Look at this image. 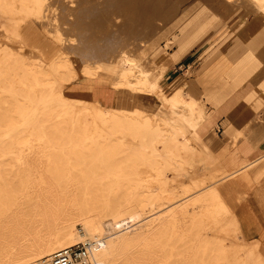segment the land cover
I'll use <instances>...</instances> for the list:
<instances>
[{
  "label": "bare ground",
  "instance_id": "obj_1",
  "mask_svg": "<svg viewBox=\"0 0 264 264\" xmlns=\"http://www.w3.org/2000/svg\"><path fill=\"white\" fill-rule=\"evenodd\" d=\"M87 1L90 12L79 9L83 0H69L64 13L74 18L66 22L101 29L91 4L102 3L105 16L116 15L110 34L65 37L50 0H0V14L15 28L34 17L62 47L46 61L0 46V264H45L78 243L98 264H264L259 240L237 238L218 184L202 187L198 178L212 169L228 179L255 171L264 192V154L229 171L202 134L219 114L247 109L256 115L229 146L264 143L255 131L264 122V59L252 54L264 47V0H226L252 15L229 22L222 41L207 38L203 58L218 65L217 52L245 54L223 71L190 66L166 87V72L204 34L210 0L183 8L184 0H167L171 8L149 11L131 10L127 0L119 11L116 0ZM201 76L213 77L212 89L200 93ZM15 127L22 134L12 147ZM132 159L153 175L135 179Z\"/></svg>",
  "mask_w": 264,
  "mask_h": 264
},
{
  "label": "rangeland",
  "instance_id": "obj_2",
  "mask_svg": "<svg viewBox=\"0 0 264 264\" xmlns=\"http://www.w3.org/2000/svg\"><path fill=\"white\" fill-rule=\"evenodd\" d=\"M127 1L129 3H131L128 6V7H132L131 10H134V9L138 8V10H136V11H140L142 8H145L147 11H149L153 7L171 8L170 4H163V3H170V1H167V0H165V1L164 0H142V1L141 0H127ZM192 1H194V0H184L183 4H181L182 5L181 8L187 7L188 4L191 3ZM83 2L84 3H82V6H80L79 9L80 10L84 9L85 11L87 10L86 12H90L89 11L90 7L88 8V3H87L88 1L87 0H83ZM115 2L117 3L115 5H118L119 3L123 4V2L121 0H119V1L116 0ZM207 2L203 3V5L206 7V14H207L209 20H208V23H207V26H206L207 28H206L204 34H202L201 37H200V40H201V41L199 40L200 44L199 43H195V44H192L191 46H189L185 50L183 56L179 60H177L175 62V64L166 72V74H165V76H164V78L162 80L163 81L162 84L165 87L170 82H172L174 79L184 76L185 73L188 71V67H190V66L194 67V68H199L200 67V70H201V66L203 65V61H204L203 55L205 53V50L209 46L207 38L212 37L214 41H217V40L222 41L225 38V36H224L225 34L224 33L226 31H228L227 29H228V26H229L230 23H235L236 21H238V18H239L240 15L241 16H245L246 13H247V15L245 16L246 18L249 17L250 15H252L251 12H246L245 11L246 7H244V5H241V4L234 5V4H231L230 2H228L226 0H210L211 3L208 2L209 4ZM50 3L52 4V9L56 12L54 17L56 19L60 20V21H58V23L63 26L62 33H63V35L65 37L70 36L71 34L74 35V32H75V34L81 35V37H84V38H86L88 34H90L89 35L90 37L91 36L93 37V35H95V34L101 36L102 34L103 35L110 34L109 33V32H111L110 30H112L113 20H111V19H113V17L115 18L116 15L115 16L111 15V12H110L111 17L113 16L111 19L109 18V16H105V15H107V13L105 12L106 10L105 11L102 10V9H106V8L108 9V6H106L105 4L96 3V6H95V3L91 4V6H92L91 10L94 7L95 11H97L99 13L98 16L100 17L102 15V17H100V18L97 15H96L97 17L95 16L97 19H99V21L96 22L97 25L100 24L101 20L103 21V22L101 21L102 23L100 24V27L102 26L101 29L99 27L97 28V26H94V24L93 25L91 24V26H94L93 27V32L95 31V33H93L92 30H87V29H90L89 28V26H90L89 24H87V27H85L86 25L83 24V23L76 26L75 22H74V24H73V22L70 23V21L66 22V20L68 18H74V16L73 17L72 16H66V14L64 13L65 10H67L66 6H68L69 0H55L54 2H53V0H50ZM110 3H112V1H110ZM84 4H85V6H84ZM122 4H121V7H119V5H118V7L114 6V9L116 8V10L119 11L122 8ZM62 5L64 7H62ZM100 5L101 6L105 5L106 8L105 7L100 8L99 7ZM210 5H212V7ZM110 6H111V4H110ZM96 7H98V10L100 9V11H98ZM111 7H109V9L112 10L113 6H111ZM117 8H119V9H117ZM101 10L105 14L100 13ZM170 13H171L170 11H167L168 18H169ZM87 15L84 16V17L83 16L82 17L78 16V17L83 18L86 21H88L87 20L88 19ZM15 16L17 17V15H15ZM88 16H90V15H88ZM118 16L121 17V15H118ZM118 16L116 18V21H117V19L120 20L122 18V17L118 18ZM95 17L92 16V18H95ZM89 18H91V17H89ZM102 18L103 19L105 18L104 20L107 19L106 20L107 22L104 21ZM110 20L112 21V23H111ZM109 21H110V23H109ZM14 22H15L14 19H9L8 17H5L2 13L0 14V46L1 45L8 46V47H10V48H12V49H14L16 51H19L20 49H22V51L25 52V54L39 55L41 57L43 56L46 61L51 60L54 55H56V54H58V53H60L62 51V47H61V44H60L59 40L57 38H55L54 36H52V34H49L47 32V30H45L42 27V25L40 23H38L34 19V17H29L25 22H23L22 24H20L16 28L14 26ZM104 23H106V25ZM79 26L82 27L80 29L81 31L79 30ZM104 26H106L107 30L104 28ZM218 28H219V30H216ZM82 29H83L84 32L82 31ZM99 29H100V32H99ZM103 30H105V31H103ZM89 31H91L92 33H90ZM101 32H103V33H101ZM83 33L85 34L86 37L82 36V35H84ZM98 33H100V34H98ZM160 46H161L162 49L165 48V42L164 41L160 42ZM48 49H50V50H48ZM168 50H169V52L173 51V50L171 51L170 48H168ZM200 75H201V72H200ZM212 78L213 77L211 76L209 80H205L204 84H201L204 90L212 89L211 87L214 84ZM104 91L108 95L109 99H113V97H114L113 93L114 92L109 87V85L104 87ZM68 95L71 96V97L72 96L73 97L74 96H76V97L79 96L80 97V95H82V94L79 93V92H73V93L71 92V93H68ZM81 111H84V112H86L88 114V113L91 112V109L87 106V107H82ZM87 119L90 120L89 115H87ZM259 128H261V127H259ZM20 131H21L20 128L15 127V129L13 130L14 133L12 135H10L9 137H7V139H9V141H8L9 143L7 145L12 146V147L18 146L17 144L11 142L10 139H14L15 137L21 136L22 132H20ZM120 161L127 162L128 161L127 156L124 159H121ZM138 162L139 161L137 159L136 160L132 159V163H134L133 169L135 170L134 178L135 179L150 178L153 175L152 167L146 166L144 162L142 164H140V165H135V163L137 164ZM219 171H217L218 172L217 173V172H215V169L207 170L206 174H204V175H202V171H200V176H198V178L200 179V184L202 185V187L209 188L210 186L213 187V186L218 184V188L221 191V194H222V197H223L222 198L223 201H225L228 204V206L230 207V200L225 198L224 193L220 189L222 187V184H223L222 182L227 180L228 177L225 178L223 176V174H220ZM215 173H217V174H215ZM233 178L234 177H232V179ZM232 213L233 212L231 210V214H230L231 216H233ZM230 235L234 236V232H232ZM236 236H237V238L240 237L242 239L244 238L245 240H249V238L244 236L242 234V231L239 230V229L236 232ZM259 241H260L259 242L260 245L258 246V248L260 249V253H261V251L264 252V234L259 237ZM225 243L228 245L229 244V240H226ZM235 244L238 245L236 238H235ZM261 257L264 258V254H261Z\"/></svg>",
  "mask_w": 264,
  "mask_h": 264
},
{
  "label": "crops",
  "instance_id": "obj_3",
  "mask_svg": "<svg viewBox=\"0 0 264 264\" xmlns=\"http://www.w3.org/2000/svg\"><path fill=\"white\" fill-rule=\"evenodd\" d=\"M252 52L258 59H264V47L256 48ZM241 53L245 54V52H217L216 55L221 56L218 65L216 59L210 60L205 57L202 70L211 66L214 69L223 71L234 62L233 57L235 54ZM225 81H221L220 84ZM204 82L205 79L202 77L201 83L204 84ZM201 92H203V87L200 85ZM255 115L247 109L234 116L225 113L219 114L214 118L213 125L202 133L205 144L212 150L225 169L235 170L243 166L246 160L251 161L264 154V143L255 148L246 140L240 141L234 147L229 146L232 136L238 134L240 129L246 130L245 124L253 119ZM243 122L245 124L240 126ZM255 129L256 133L264 134V122L259 123ZM255 176V171L245 173L239 171L233 175V179L231 177L223 181L220 188L225 198L230 200V209L233 212L232 215L237 222L238 229L242 231L244 236L249 238V241H258L259 237L264 234V192L259 190V184L263 181Z\"/></svg>",
  "mask_w": 264,
  "mask_h": 264
},
{
  "label": "built area",
  "instance_id": "obj_4",
  "mask_svg": "<svg viewBox=\"0 0 264 264\" xmlns=\"http://www.w3.org/2000/svg\"><path fill=\"white\" fill-rule=\"evenodd\" d=\"M45 264H98L90 256L88 244L78 243L51 254Z\"/></svg>",
  "mask_w": 264,
  "mask_h": 264
}]
</instances>
